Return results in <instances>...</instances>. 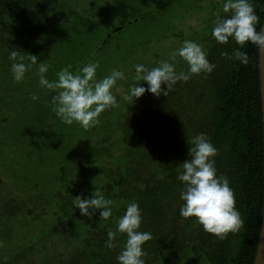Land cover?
<instances>
[{
    "label": "trees",
    "instance_id": "obj_1",
    "mask_svg": "<svg viewBox=\"0 0 264 264\" xmlns=\"http://www.w3.org/2000/svg\"><path fill=\"white\" fill-rule=\"evenodd\" d=\"M66 1L0 0V65L12 75L11 50L43 57L55 49L56 39L80 41L77 71L108 57L113 62L99 68L97 79L113 69L124 72L113 89L118 107L101 113L100 123L88 130L50 115L59 129L49 140L53 160L45 155L30 163L24 154L16 155L23 135L11 141L12 153L0 150V264H118L127 236L117 224L132 202L141 210L139 230L152 235L143 246L146 264H254L264 209L259 49L250 42L241 47L214 39L217 18L231 15L223 11L225 0H113L80 26L49 17L56 9L64 12ZM249 2L259 31L264 0ZM103 10L114 13L100 25ZM190 18L194 26H187ZM186 40L202 47L216 66L211 73L178 81L167 97L146 92L123 99L130 86L147 88L136 79V65L151 69L168 60L177 73H187L182 58L172 59ZM237 49L247 53L246 65L223 55ZM11 119L0 115V126L9 131L1 139L4 145L13 131L6 126ZM201 133L217 149V174L229 180L243 221L222 240L205 232L195 217L180 215V165L190 159V142ZM95 189L113 202L107 220L100 219L99 210L89 219L73 206L76 196L90 198ZM109 232L112 248L106 247Z\"/></svg>",
    "mask_w": 264,
    "mask_h": 264
},
{
    "label": "clouds",
    "instance_id": "obj_2",
    "mask_svg": "<svg viewBox=\"0 0 264 264\" xmlns=\"http://www.w3.org/2000/svg\"><path fill=\"white\" fill-rule=\"evenodd\" d=\"M223 11L231 12V15L217 18L212 29V36L217 43L227 44L231 39L243 47L250 42L264 51V29L257 31L259 18L249 0H225ZM176 55L187 63V73H177L175 65L168 60H162L158 67L151 69L136 65V79L147 82V88L141 84L130 86L123 99H138L146 92L156 97H167L178 81L187 82L191 75L211 73L216 67L209 62L202 47L194 41H184L183 46L172 54V59ZM223 55L245 65L248 63L247 53L239 49L232 56L227 53ZM8 59L12 61L10 71L17 83L24 81L32 66L38 64L39 86L55 93L51 99L52 110L67 125L76 123L88 130L100 123L98 117L101 113L118 107L113 89L117 81L125 79L124 72L120 70L113 69L109 75L97 79V69L100 67L98 62L88 63L76 72L72 71V65H68L56 73V80L50 81L46 75L50 65L38 63L35 55L26 58L22 52L14 49L9 52ZM25 59L29 63L26 64ZM31 98L35 101L38 96L33 95ZM190 145V159L180 165L182 171L177 177L183 184L180 199L184 203L180 208V215L185 219L195 217V222L202 225L205 232L221 240L225 239L228 233L238 231L243 225L235 206L234 191L229 180L217 174L214 159L217 149L209 138L201 133L192 139ZM112 203L98 189L93 191L90 198L76 196L73 200L74 208L89 219L95 210H99L100 219L107 220L112 215ZM141 223L139 205L129 203L117 224L118 232L127 236L123 250L117 257L118 264H146L145 257L148 254L143 246L152 239V235L139 230ZM108 237L106 247L112 248L113 233L109 232Z\"/></svg>",
    "mask_w": 264,
    "mask_h": 264
},
{
    "label": "rangeland",
    "instance_id": "obj_3",
    "mask_svg": "<svg viewBox=\"0 0 264 264\" xmlns=\"http://www.w3.org/2000/svg\"><path fill=\"white\" fill-rule=\"evenodd\" d=\"M69 2L66 1V4L64 5V12H59L56 10V14L54 19L57 22H71L72 24L76 25V26H80L82 24V22H84L86 20V18L84 17V11L86 10H90L91 13L89 15H95V13L97 11H99L100 8H102L103 6L101 5L102 0H77V1H72V0H68ZM117 1V0H116ZM193 0L190 1V3ZM118 2V1H117ZM202 3V2H200ZM110 7H108V9L105 10H111L109 9ZM102 13H105V11L103 10ZM82 14V15H80ZM106 15L108 14V12L105 13ZM190 15V14H189ZM98 17V15H97ZM112 20V19H110ZM196 23V21H194L193 18L189 19V25L187 26H194ZM112 29V24L111 26H109L108 30ZM106 31V32H107ZM114 31V29H113ZM3 32V27L0 26V35ZM117 35V34H114ZM80 41H76L77 45H79ZM82 46H80L79 52H78V58L77 56L70 54V55H66V51H64V53L61 55L60 53H57L58 55H61L60 57V65H65L64 67H67L66 64L69 63L70 65H72V71H75V68H79L80 63L83 59V49L81 48ZM53 53V52H51ZM46 59L45 61H42V58H39L37 61L39 62H45L48 63V57L49 54H46L44 56ZM108 60V61H107ZM91 62V60H90ZM93 62V61H92ZM113 61H110L108 59V57H105V59L102 61V59L100 60V66L102 65L103 67L105 65H108L109 63L112 64ZM32 67L34 68H38V65H33ZM53 67V66H52ZM31 68V70L28 72L30 74L28 81L32 84L36 83L37 80H39V77L37 75V71ZM100 68V67H99ZM48 72L46 73V75L48 76ZM54 76V74H51ZM12 75L8 74L7 72H5L4 70H2L0 68V108L3 109V114L2 115H7L12 119L11 122H7L6 126H8V128H13V131L8 140L9 144L4 145L2 143V140L4 136L8 135L9 131L4 130L5 126H0V150L5 148L7 149V152L9 151V153H12V150L15 148L14 146V142H11L13 139L16 138L17 136H22L21 138L23 140V144L22 147H20L21 149H16L15 154L21 156V154H24V159H29V162L31 163H35L37 161L36 159V154H28L29 151V135L30 134H35L34 130H38L40 128V124L37 120H35L36 122H33L30 120L29 116H39L40 119L42 117L45 116V114L47 115V109L49 107H51L52 103L51 100H47L46 96L48 97V95L43 94L45 97L44 98H40V95H36L38 96L37 100H32V95L30 94H24L22 92V89L27 85V80L23 81V82H19L17 83L16 81H12ZM57 79V77H56ZM56 79H49L50 81L56 80ZM10 90V92H9ZM9 92V96L11 97V99H6V95ZM3 98L5 100H3ZM2 99V100H1ZM44 100V101H41ZM7 102V103H5ZM23 105L24 106H31L33 107V109L27 110L26 112H28V114L26 115L25 118H19L20 115H25L24 114V109H23ZM49 106V107H48ZM37 109V112H34V109ZM1 110V109H0ZM11 113V114H9ZM50 115L44 117L48 120V117ZM18 118L16 121L18 123L14 122L15 118ZM34 120V119H33ZM1 127H3V129H1ZM34 141V140H33ZM32 141V142H33ZM1 157H4V155H0ZM55 162L59 165V159H55ZM25 164H27V161L25 162Z\"/></svg>",
    "mask_w": 264,
    "mask_h": 264
},
{
    "label": "flooded vegetation",
    "instance_id": "obj_4",
    "mask_svg": "<svg viewBox=\"0 0 264 264\" xmlns=\"http://www.w3.org/2000/svg\"><path fill=\"white\" fill-rule=\"evenodd\" d=\"M111 1H113V0H102V4H106V3H109V2H111ZM189 1H191V0H189ZM187 2H188V0H187ZM189 3V2H188ZM57 11H59V9H56ZM60 12V11H59ZM91 13V11L90 10H86V11H84V16H85V18H86V20H88L89 19V14ZM114 13V12H113ZM112 13V14H113ZM56 14V13H55ZM112 14H105V13H103V14H101V17H99V21H98V23L101 25L102 23H105V21L108 19V20H110V15H112ZM80 15H82V14H80ZM49 17H51V18H53V17H55V15H53V14H51V15H49ZM54 19V18H53ZM54 21H55V19H54ZM64 23H67V22H64ZM70 24H72V23H70ZM56 43H57V45H56V47H55V49H53L52 51H50L49 53H47V54H49V57H48V65H50V67H49V71H48V76H47V78L48 79H56V73L60 70V69H62L65 65H60L59 64V62H60V57H61V55L64 53V51H66V55L68 56V55H70V54H73V55H75V56H77V58H78V52H79V49H80V46L79 45H77V43L76 42H71V41H69V40H67V39H64V40H59V39H56ZM55 46V45H54ZM53 46V47H54ZM51 52H53V53H51ZM57 53H60L61 55H58ZM26 58L29 56V54L27 53V52H24V53H22ZM31 55V54H30ZM46 55V54H45ZM44 55V56H45ZM37 57V60L39 59V58H42L43 60L42 61H45V57ZM8 62L9 63H7V65L9 66V68H10V65H11V61L10 60H8ZM26 64L27 63H29V61L27 60V59H25V61H24ZM99 64H100V62H99ZM38 65V64H37ZM68 65H70L69 63H67L66 64V66H68ZM53 66V67H52ZM101 67H103L102 65L100 66V68ZM0 68L2 69V70H4L3 69V67L0 65ZM32 68H34V67H32ZM36 71H37V68H34ZM5 71V70H4ZM75 71H77V68H75ZM99 71V68L97 69V72ZM6 72V71H5ZM51 74H54V76L53 75H51ZM29 76H30V74L29 73H27V75H26V79L24 80V81H26L27 80V85L22 89V92L24 93V94H30V95H40V98H44L45 96L43 95V94H46V95H48V97L46 96V99L47 100H51L52 99V96H53V93L54 92H52V91H49V90H47V89H44V88H41L40 86H39V80H37V82L36 83H34V84H32V83H30L29 81H28V78H29ZM12 81H14L13 79H12ZM15 82V81H14ZM23 82V81H22ZM9 92H10V90H9ZM9 92L7 93V95H6V99L8 100V99H11V97L9 96ZM52 93V94H51ZM2 100V99H1ZM3 100H5L4 98H3ZM41 101H44V100H41ZM5 103H7V102H5ZM49 107V106H48ZM52 105H51V107H49L48 109H47V115H54V112H53V110H52ZM25 108V109H24ZM1 110H0V115H2L3 114V109L2 108H0ZM23 109H24V114L25 115H27L28 114V112H26L27 110H30V109H33V107H31V106H24L23 105ZM35 112H37V109L35 108L34 109V112H33V114L35 113ZM9 114H11V113H9ZM46 115V114H45ZM38 117V115L37 116H29V118H30V120L31 121H33V122H36L35 120H36V118ZM40 118V117H39ZM34 119V120H33ZM56 120H53L52 119V117L50 116V117H48V120L46 119V118H44V117H42L41 119H40V122L39 123H41L40 124V128L36 131V130H34V135L33 134H30L29 135V143H30V146H29V151H28V153L29 154H36V159H37V161H39L38 159L40 158V157H43V156H45V155H48V156H46L47 158H49V159H51V160H53L54 158H55V155L53 156L52 155V152H50L51 150L49 149L50 148V143H49V140H51V139H54L55 138V136H56V132L55 131H57V130H59L58 128L56 129L55 127H52L53 126V122H55ZM1 129H3V127H1ZM51 138V139H50ZM34 140V141H33ZM33 141V142H32Z\"/></svg>",
    "mask_w": 264,
    "mask_h": 264
},
{
    "label": "water",
    "instance_id": "obj_5",
    "mask_svg": "<svg viewBox=\"0 0 264 264\" xmlns=\"http://www.w3.org/2000/svg\"><path fill=\"white\" fill-rule=\"evenodd\" d=\"M261 29H264V21ZM259 69H260V90H261L263 130H264V51L262 50H259ZM254 264H264V209H263L262 228H261Z\"/></svg>",
    "mask_w": 264,
    "mask_h": 264
}]
</instances>
